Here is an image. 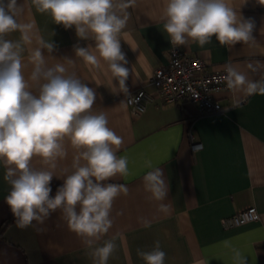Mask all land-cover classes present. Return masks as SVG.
Masks as SVG:
<instances>
[{
	"label": "crops",
	"instance_id": "obj_1",
	"mask_svg": "<svg viewBox=\"0 0 264 264\" xmlns=\"http://www.w3.org/2000/svg\"><path fill=\"white\" fill-rule=\"evenodd\" d=\"M23 11L21 23H32L31 43L21 40L15 31L6 39L22 43V68L26 79L33 65L31 51L36 38L54 43L49 53L42 50L47 66L63 64L69 72L96 92L93 112H104L108 126L122 138L118 156L128 158V175H117L108 183H123L128 194L113 201L112 227L97 245L116 237V248L107 264H145L137 251H150L159 241L166 253L165 264H233L231 249L240 250L247 264H264V95L241 96L233 108V93L227 88L214 94L223 112L201 115L188 102L162 104L157 97L144 110L133 115L123 93H113L111 74L105 62L99 67L86 64L75 56L74 47L95 51L93 39H81L75 26L64 28L48 13L37 11L32 0H17ZM119 3V0H117ZM244 18H251L255 27L253 46L237 43L233 47L212 42L200 47L195 42L179 46L186 54L202 58L210 70H222L232 63L250 79L259 80L264 69V4L258 0H232ZM164 0H133L126 9V27L119 34L121 50L130 69L129 93L142 89L153 93L152 73L168 59L171 42L160 19ZM251 65V67H249ZM31 90L35 91L33 82ZM188 130L202 148L193 151ZM67 156L58 161L55 170L62 178V169L69 168L74 150L65 140ZM153 167L164 173L169 190L165 201H156L144 188L142 177ZM34 167H41L38 157ZM0 165V264H93L91 250L83 238L71 231L62 211L57 209L43 223L33 221L26 228L17 227L10 206L5 201L10 185ZM53 177L52 193L63 179ZM170 205V212L158 211V205ZM246 207L258 212V219L223 228L221 219ZM150 222L145 227L144 222Z\"/></svg>",
	"mask_w": 264,
	"mask_h": 264
},
{
	"label": "clouds",
	"instance_id": "obj_2",
	"mask_svg": "<svg viewBox=\"0 0 264 264\" xmlns=\"http://www.w3.org/2000/svg\"><path fill=\"white\" fill-rule=\"evenodd\" d=\"M37 11L48 13L64 28L75 26L81 39H93L95 51L74 47L75 56L93 67L105 62L111 74L113 93L129 96L127 80L130 69L121 50L119 34L126 27V9L133 0H32ZM246 0H243V4ZM264 4V0H258ZM17 0H0V165L10 185L6 203L23 229L33 221L43 223L57 209L69 229L83 238L91 250L93 264H107L116 248V237L97 245L112 227L110 213L113 201L128 194L123 183H108L117 176L128 175V158L118 156L123 143L108 126L104 112H93L96 92L79 76L60 63L47 66L42 50L51 53L54 43L37 37V47L29 56L33 65L30 77L23 74L22 43L6 39L19 31L24 43H31L33 24L21 23ZM160 19L164 32L174 46L195 42L200 47L212 42L233 47L237 43L253 46L254 21L244 18L232 0H164ZM251 67V65L249 66ZM264 69L257 62L256 69ZM233 93L232 107L237 108L241 96L264 95V79L253 80L232 63L224 67L220 78ZM33 82L35 91L31 90ZM65 140L74 150L69 168L62 178L55 174L58 161L67 156ZM38 157L41 167H34ZM142 177L144 188L156 201H165L169 190L162 169L149 162ZM53 177L63 179L55 195ZM158 211L168 214L170 205L160 203ZM150 227V222H144ZM233 264H247L245 255L231 249ZM145 264H165L166 253L155 241L150 251H137Z\"/></svg>",
	"mask_w": 264,
	"mask_h": 264
},
{
	"label": "built area",
	"instance_id": "obj_3",
	"mask_svg": "<svg viewBox=\"0 0 264 264\" xmlns=\"http://www.w3.org/2000/svg\"><path fill=\"white\" fill-rule=\"evenodd\" d=\"M223 75L224 69L210 70L202 58L190 56L179 46L171 45L167 62L155 68L152 73L150 83L154 87V92L139 89L126 96V103L135 116L144 110L153 97H157L162 104L188 102L196 107L201 115L221 113L224 109L214 98V94L227 88L220 79ZM260 79H264V76ZM188 137L193 151L202 148L199 141L193 140L190 130ZM258 217V212L254 208L246 207L222 218L221 225L223 228H231L255 221Z\"/></svg>",
	"mask_w": 264,
	"mask_h": 264
}]
</instances>
